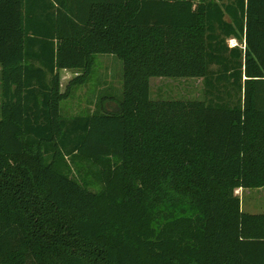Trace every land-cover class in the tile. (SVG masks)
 Returning a JSON list of instances; mask_svg holds the SVG:
<instances>
[{
	"label": "trees",
	"instance_id": "trees-1",
	"mask_svg": "<svg viewBox=\"0 0 264 264\" xmlns=\"http://www.w3.org/2000/svg\"><path fill=\"white\" fill-rule=\"evenodd\" d=\"M99 54L118 109L64 116ZM0 67V264H264V0H0Z\"/></svg>",
	"mask_w": 264,
	"mask_h": 264
},
{
	"label": "rangeland",
	"instance_id": "rangeland-1",
	"mask_svg": "<svg viewBox=\"0 0 264 264\" xmlns=\"http://www.w3.org/2000/svg\"><path fill=\"white\" fill-rule=\"evenodd\" d=\"M229 46L237 45L229 40ZM75 71H61L62 91L65 93L71 81L76 78ZM150 95L154 100H178L203 98V82L194 78H152ZM123 93V62L115 55L99 54L96 57L94 72L88 82L74 89L73 95L62 102L64 116L91 114L98 110L101 96L110 95L102 108L115 111L118 105L115 98ZM1 119V89H0ZM241 198L242 210L248 214L264 213V188L237 190Z\"/></svg>",
	"mask_w": 264,
	"mask_h": 264
},
{
	"label": "crops",
	"instance_id": "crops-1",
	"mask_svg": "<svg viewBox=\"0 0 264 264\" xmlns=\"http://www.w3.org/2000/svg\"><path fill=\"white\" fill-rule=\"evenodd\" d=\"M232 41H234L236 44H238L236 40L232 39ZM234 46H236V45H234ZM0 71H1V67H0ZM240 190H241V192H242V190L244 191V189H240Z\"/></svg>",
	"mask_w": 264,
	"mask_h": 264
}]
</instances>
